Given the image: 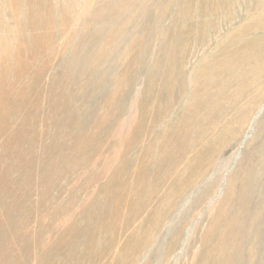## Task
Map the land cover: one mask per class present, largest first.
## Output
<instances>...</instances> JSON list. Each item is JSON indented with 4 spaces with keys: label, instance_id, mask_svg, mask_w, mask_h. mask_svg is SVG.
I'll return each instance as SVG.
<instances>
[{
    "label": "rangeland",
    "instance_id": "374dc122",
    "mask_svg": "<svg viewBox=\"0 0 264 264\" xmlns=\"http://www.w3.org/2000/svg\"><path fill=\"white\" fill-rule=\"evenodd\" d=\"M0 264H264V0H0Z\"/></svg>",
    "mask_w": 264,
    "mask_h": 264
}]
</instances>
